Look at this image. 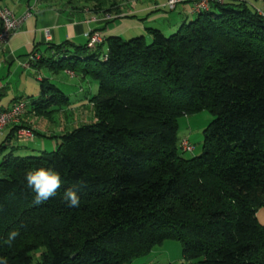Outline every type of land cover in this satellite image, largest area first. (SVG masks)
I'll return each mask as SVG.
<instances>
[{"label":"trees","instance_id":"obj_1","mask_svg":"<svg viewBox=\"0 0 264 264\" xmlns=\"http://www.w3.org/2000/svg\"><path fill=\"white\" fill-rule=\"evenodd\" d=\"M76 1L105 14L115 3ZM195 14L168 35L150 26L93 48L51 44L32 63L91 77L97 90L85 96L93 120L54 135L55 150L0 160L8 264H131L166 240L191 264H264V15L227 0ZM25 100L47 119L71 103L48 78ZM202 110L213 118L201 153L187 158L178 118ZM39 167L57 171L62 186L34 205L24 177ZM68 188L78 208L62 199ZM16 228L12 247L3 245Z\"/></svg>","mask_w":264,"mask_h":264},{"label":"crops","instance_id":"obj_2","mask_svg":"<svg viewBox=\"0 0 264 264\" xmlns=\"http://www.w3.org/2000/svg\"><path fill=\"white\" fill-rule=\"evenodd\" d=\"M166 1L118 0L117 6L113 7L110 13L114 18L106 20L104 18L105 13L96 11L91 5H85L83 2L75 1L74 3H67L66 0H34L30 2V0H19L9 5L6 2L1 3L0 0L1 5L10 8L16 15H21L25 11L31 12V15L24 21L22 27L11 36L6 48L0 51V72L6 69L10 73V69L16 71L19 67L26 71L33 69L38 74L36 79L41 81L43 77L39 75L40 69L38 66L31 64L29 68H25L22 65V63L27 61L32 52L48 56L51 54V51L48 49L51 44L57 45L64 41L83 45L87 42L86 33L92 30L100 32L103 36L119 35L121 37L127 36L130 33L145 34V27L150 26L163 31L161 25H164L162 20L165 19L166 14L164 13L166 11L171 12L174 18L176 17L175 22H169L168 25V31H173L182 22H187L196 15L191 10L190 2L177 3L173 9H168L165 6ZM244 2L246 3V1ZM254 9L264 12V8L255 7ZM46 31H49V35H46ZM6 88L7 86H4L2 80H0V99L6 93ZM19 88L16 87V90H19ZM24 88L25 85L22 86V91H25ZM37 94L31 95L36 96ZM18 99L23 98L17 95L12 97L5 106L0 108V111L10 107ZM33 114L26 111L21 117V123L16 125L17 128L22 126L21 124L29 126L34 133L33 139L24 141L25 145L18 146V143H12L17 139L14 125L6 127L0 133V154L3 153L2 157L10 151H13L16 155L24 156L38 150H43L38 144L37 146L32 145V148L28 147L30 143L35 141L36 135L40 131L39 122L35 120L39 116ZM257 218L264 225V208H260L257 211ZM154 248L149 254L148 260L140 264L162 263L157 255H165L164 251H167L166 248L164 245L156 249ZM166 256H169V253H166Z\"/></svg>","mask_w":264,"mask_h":264},{"label":"rangeland","instance_id":"obj_3","mask_svg":"<svg viewBox=\"0 0 264 264\" xmlns=\"http://www.w3.org/2000/svg\"><path fill=\"white\" fill-rule=\"evenodd\" d=\"M18 1L19 0H1V3L6 2L10 5L13 4V2ZM33 1L34 0H30V2ZM75 1L76 0H70V2L67 3H74ZM117 1L115 0L114 7L117 6ZM244 1H246L248 6L252 9H254L255 7L264 8V0ZM84 4L92 5L91 2H86ZM164 14H166L165 19L162 20L164 25L161 26L163 28V32L168 35L171 32L168 31L169 22H175L176 17L174 18L172 16V13L168 11H166V13ZM136 35H139V33H130L129 35L124 36L123 39H129ZM39 69L40 76H42L43 78H48L50 82L57 84L61 88V90L69 96V99L71 100L68 108H64L63 110L58 112L55 111L52 116L49 117L50 119L42 116H39L38 118L36 117L35 119L39 122L40 131L38 135H36L35 141L30 143L28 147L32 148V145L37 146L38 144L40 148L47 151H52L57 148L58 142V138L54 137V135H59L61 134L62 130H70L75 126L82 124L83 122H91L93 120L92 107L87 103L85 96H91L95 94L97 90V84L96 81L91 77L82 79L78 76H73V73L69 72L68 70H66L65 72H57L46 66H41L39 67ZM34 71L33 69L26 71L23 68L19 67L16 71H12V69H10V73H8L6 69H3V71L0 72V80H2L4 86H7L6 93L2 95L0 99V108L2 106H5L7 102L16 95L20 98L22 97L23 99H25V95L29 94L28 96H31V94L38 93L41 81L36 79V76L38 74ZM23 85H25V91H22ZM16 87H20L19 90H16ZM29 113L31 114L33 112ZM212 118L213 115L208 110H202L188 116L182 115L178 118L177 134L179 139H188V141L193 146L192 151L183 153L185 157L189 158L201 153L203 139L202 132L203 129L212 120ZM21 125V127L32 131L29 126H26L24 124ZM60 128H62V130H60ZM24 141H19L18 139H16L12 143H18L17 145L20 146L25 145ZM2 155L3 153L0 154V160L2 158ZM162 245H164L167 251H164L165 255H157V257L162 261L161 264H191L183 259L182 248L179 242L174 240H166L161 244L155 246L154 249ZM39 251L40 249L36 250L34 254V260H36V257H38ZM166 253H169V256H166ZM149 256L150 255L139 257L135 259L132 264H140L142 262H145L146 260H148Z\"/></svg>","mask_w":264,"mask_h":264},{"label":"built area","instance_id":"obj_4","mask_svg":"<svg viewBox=\"0 0 264 264\" xmlns=\"http://www.w3.org/2000/svg\"><path fill=\"white\" fill-rule=\"evenodd\" d=\"M225 0H167L165 6L168 9H173L177 3L190 2L191 10L193 13H198L204 10H208L213 4H222ZM264 15V12L258 11ZM31 15L30 11H25L21 15H16L10 8L0 4V51L6 48L11 36L17 32L23 25L24 21ZM106 20L114 18L113 15L107 13L104 15ZM46 35H49V31H46ZM87 45L90 48L95 47L103 41V35L92 30L86 33ZM40 55L37 52H33L29 55L27 61L22 63L23 67L29 68L31 64L37 61ZM27 102L22 99L15 100L10 107L0 111V133L11 125L20 124L21 117L25 114ZM32 131L19 127L16 130V138L19 141L33 139ZM179 147L183 151H192L193 146L188 139H181Z\"/></svg>","mask_w":264,"mask_h":264},{"label":"clouds","instance_id":"obj_5","mask_svg":"<svg viewBox=\"0 0 264 264\" xmlns=\"http://www.w3.org/2000/svg\"><path fill=\"white\" fill-rule=\"evenodd\" d=\"M26 185L35 194L34 205H41L57 195L61 188V176L53 168L39 167L35 171L29 170L24 177ZM62 199L68 207L78 208L80 206V195L73 188L64 191ZM21 235L19 228L10 230L2 244L12 247L13 242ZM0 264H8L6 256L0 257Z\"/></svg>","mask_w":264,"mask_h":264}]
</instances>
